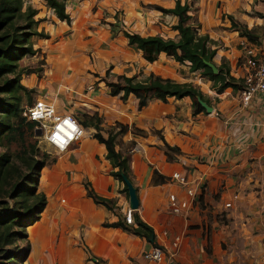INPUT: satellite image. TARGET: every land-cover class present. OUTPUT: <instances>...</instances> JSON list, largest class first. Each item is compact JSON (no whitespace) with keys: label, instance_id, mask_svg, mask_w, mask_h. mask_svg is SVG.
Returning a JSON list of instances; mask_svg holds the SVG:
<instances>
[{"label":"crops","instance_id":"obj_1","mask_svg":"<svg viewBox=\"0 0 264 264\" xmlns=\"http://www.w3.org/2000/svg\"><path fill=\"white\" fill-rule=\"evenodd\" d=\"M178 1L188 5V14L199 25L197 33L206 34L212 41L214 65L222 61L232 78L242 79L244 47L252 48L258 58H264V32H260V28H264V17L248 14L264 15V0ZM139 2L171 8L175 0H65L70 26L49 11L58 23L64 24L72 33L82 35L81 39L93 31L91 26L96 21L99 22L96 15L99 8L113 12L123 9L122 13L124 9L133 11L138 28L147 18L163 21L173 34L169 36L166 33L167 37L158 35L176 38L177 32L171 28L176 23L174 15L151 6L149 12L135 10ZM229 21L252 29L256 42L250 43L244 37H238L235 30L228 29ZM51 30L56 32L54 25ZM110 46L107 54L103 52L99 56L108 60L115 76H133V82H137L141 81L138 74L141 70L144 77L155 73L161 78H171L165 75L166 68L161 63L162 59L169 58L164 53L158 54L153 62H147L139 50L129 48L122 34ZM71 53L66 51L63 58L51 64L54 79L60 78L56 81H61L60 86L67 91L75 75ZM97 64H100L99 60ZM184 65L183 68L188 70V63L184 62ZM186 72L189 74L190 71ZM48 73L51 75L52 71ZM190 74L189 78L178 76L175 81L193 82L202 94L209 98L214 96L211 113L193 114L187 96L179 99L167 97L165 101L150 99L140 109H137V99L132 94L124 102L109 96L105 98L108 101L101 103L104 106L89 102L83 104L97 112L102 124L117 122L128 126L115 149L124 150L133 143L128 161L129 181L138 201L133 213L152 228L158 245L169 247L174 238H178V264H255L250 256L254 255L253 252L263 254V232L256 234V227L250 230L244 226L234 231L235 224L222 225L215 221H211V227H208L206 216L229 212L228 215L234 217L235 213L230 207L225 208L224 203L233 194H241L239 188L235 189L236 182L240 183L238 181L242 178L257 181L251 173L254 169L249 172L250 176L243 172L248 167V158H261L264 154V144H261L264 141V94L258 95L248 105H242L238 90L226 88L216 94L210 80L197 72ZM32 76L26 80L29 86L37 83L34 76L31 83ZM49 94V99L53 100L52 85ZM131 127L138 133L130 130ZM84 128L88 131L84 130L78 141L63 151H57L54 162L41 170L38 186L46 199L43 208L45 219L42 223L43 212L31 226L39 225L38 234L29 235V253L22 264H96V260L105 264H144L140 255L151 246L149 241L120 227L103 225L122 219L123 211L128 208V199L120 191L122 185L109 175L111 166L105 158V149L90 135L93 127ZM243 135L247 140H242ZM163 142L178 149L177 152L170 151L171 159L163 153ZM153 171L156 172L154 182ZM173 172L185 174L187 179L197 180V185H202L195 187L200 202L187 206L181 214L171 213L168 209L169 194H174L177 199L186 198L182 188L168 179ZM159 177L165 181L160 182ZM85 181L98 196L112 200V210L95 204L86 196ZM258 227L264 230V226Z\"/></svg>","mask_w":264,"mask_h":264},{"label":"trees","instance_id":"obj_2","mask_svg":"<svg viewBox=\"0 0 264 264\" xmlns=\"http://www.w3.org/2000/svg\"><path fill=\"white\" fill-rule=\"evenodd\" d=\"M45 6L49 8L54 16L69 24L70 18L65 11V0H43ZM21 0H0V136L3 130L14 129V125L7 121L8 118L14 117L16 120L15 126L18 128H26L32 132L35 131V122L28 121L22 116V108H18V97L14 94L18 90L25 91L29 96L30 90L26 89L19 83L20 73H16L17 61L24 55H32L35 49L31 47L29 39L36 35L46 37L41 32L34 29L37 20L33 19L35 10L29 5H26L21 10ZM152 8L165 13L172 14L176 17V23L171 26L177 32L176 38H163L162 36L146 35L141 36L135 32L123 31L122 35L126 39L127 45L139 50L142 58L147 62H153L157 55L164 53L173 61L178 63H188V69L191 72H198L201 77H204L212 82V87L215 88L217 94L224 89L230 88L238 90L241 87V79H234L228 73V67L224 63L216 66V73H213L206 62H212L215 50L210 47L212 41L206 34H198L197 29L199 25L195 19L188 14L189 7L186 3L180 4L175 0L173 7L161 8L157 5H151ZM24 21V24L18 21ZM234 28L235 23H232ZM236 29V28H235ZM234 29V30H235ZM239 35L247 38V41L254 43L257 40L256 35L251 30L242 27ZM109 66L108 69H110ZM32 68L25 69V74L33 73ZM109 88L111 96L118 95L121 100H125L129 94H132L137 99V109L142 108L150 99H158L165 101L167 97L179 99L182 97H189L191 101L192 113L196 114L203 111V107L199 104V100L209 103L208 99L190 83L173 82L167 78H161L152 73L137 82H133V76L128 77L123 74L117 75L114 82H105ZM2 94V95H1ZM32 94V93H31ZM11 97L15 101L10 100ZM81 125V124H80ZM84 127H93L95 130L91 135L99 144L103 145L105 149V158L108 160L111 169L109 175L116 179L122 185L121 192L126 196V187L123 184V177L129 180V155L133 147V143H129L124 150H116L115 146L119 143V137L128 130L127 125L114 123L109 125L103 131L99 127V122L86 123L81 125ZM103 131L105 136L102 135ZM170 151L177 152L175 147H169L163 142V153L167 159H171ZM9 156L0 154V264H22L29 253V243L26 240L28 237L27 229L33 226L44 212L43 208L46 202L45 195L42 192H36V186L28 187L22 181H16L13 185L5 187L8 183L9 177L15 179L19 177L18 167L8 166ZM54 159L50 160L51 164ZM25 167L30 170L39 171L45 163L37 162L34 155H30L28 159L24 158ZM12 173V174H11ZM24 174V178L32 184V180L37 184V178L30 177ZM156 172L153 171V182ZM159 181L163 182L165 179L159 177ZM12 186V193H8ZM86 196L89 197L95 204H100L106 209H113V202L110 199L98 196L90 187L88 182H83ZM8 197L13 201L19 197L21 203L19 207L15 203L8 207ZM197 201L200 202V196ZM134 225L125 224L122 219H118L113 223H103L104 226L120 227L129 231L139 237H143L149 241L152 246H156L154 241V234L151 227L142 222L138 216L131 212ZM18 240L25 241L24 247L19 250L14 244ZM14 245V246H13ZM96 264L100 263L96 260Z\"/></svg>","mask_w":264,"mask_h":264},{"label":"rangeland","instance_id":"obj_3","mask_svg":"<svg viewBox=\"0 0 264 264\" xmlns=\"http://www.w3.org/2000/svg\"><path fill=\"white\" fill-rule=\"evenodd\" d=\"M21 1V10H23L26 5H29L32 9L35 10L33 19L37 20V23L35 24L34 29L37 32L43 33L44 35H46V37H40L36 35L32 36L29 39V42L31 44V47L35 49L34 54L24 55L17 61V67L15 71L17 74L20 73L19 83L26 89L30 90L29 96H27L25 91L22 90H18V92L14 94V97L19 98V100L17 101L18 108L30 105L32 100L40 95L51 102L59 112L71 114L79 122V124L82 125L84 122H99V127L103 131H105L109 125L102 124L101 117L98 116L97 112L90 110L91 108H89V106H85L83 104L84 102H89V104H94L95 106H104L101 103H105L106 101H108L107 99L109 98V96H111L109 94V88L105 85V82H114L116 80V76L113 74L112 68L108 69L109 66H111L108 63V60L104 57H100L99 54L103 52L107 54V52L110 50V45H112V41H114L117 36H121L123 31L138 33L143 32L150 34L155 33L162 34L166 37L167 34H173L168 25L163 21L156 20L154 18H147L138 28L136 27L137 22L135 20L136 17L133 11H127L126 9H124L122 13L123 9L113 12L110 11V9L105 8V10L99 8L96 14L99 22L96 21L95 25L91 26L93 31L86 38L81 39L82 35H76L72 33V31H70V29L64 24H60L53 19V15H51V11H49L50 9L45 6V2L43 0ZM151 5L152 4H147L145 2H139L137 9L135 10L143 11L144 13L149 12L151 10ZM248 14L257 17H264L262 13ZM18 23H21L23 25L24 21L19 20ZM232 23L236 24V29L231 26ZM52 25H54V27L56 28V32L51 30ZM67 25L70 26V22ZM242 27H245L247 29V26L242 23L229 21L228 29H235L238 37H244L239 35V31L242 30ZM250 30L252 31V29ZM260 32H264V28H260ZM244 38L247 40L246 37ZM129 48L133 49L131 46ZM68 49L72 52L71 56L73 60L71 61L73 63V72H75V75L73 78L74 81L71 82L70 85H68L69 90L67 91L64 89V87L60 86L61 81H56L60 78L54 79V67H51V64L57 62L58 59L63 58L65 52L69 51ZM98 60L100 62L99 65L97 64ZM161 63L166 68V72H164L165 75L171 77L167 79L173 82H176L175 79H177L178 76H186L188 78L189 76H191V71L189 72V69L187 70V68H183V66L185 67L184 63L174 62L170 57L166 58V60L162 59ZM211 63L214 64L213 61ZM28 68H32L34 72L25 74L24 71ZM49 70L52 71V78L48 73ZM155 71L158 72L157 70ZM186 71H188L189 74H187ZM138 74L140 76L139 80H143L147 77V75L145 77L144 75H141V70H139ZM152 74L161 77L158 74ZM30 75H33L36 78L37 83L29 86L26 80ZM196 75L198 74H195V76ZM33 76L31 77V83H33L34 80ZM195 76L193 75V77ZM186 83H190L191 85H193V82ZM51 85L54 91L53 100L49 99V88L51 87ZM193 86L197 88L196 84H194ZM212 90L215 92L214 87ZM203 95L208 99L209 102L206 103V105L211 107V102L213 101L214 96L212 98H209L207 94ZM14 97L10 98L12 102L15 101ZM113 97H115V99H119L121 102H124L126 100H121L119 98V94L114 95ZM200 113L205 114L207 112L205 109H203V111H201ZM4 121L11 122L14 125V129H6L1 133L0 154L4 153L8 155V166H16L18 167L19 171V177H17L16 179L14 177H9L8 183L5 184V187H7L8 185L10 186L12 183L14 184L16 181H22L24 185L28 187L31 186L32 188L36 186V192H42L38 186L41 170L44 166L50 165V160H55L57 158L58 152L44 141L42 133L39 129H35L36 132H32L24 127L18 128L17 126H15L16 120L14 117L8 118V120L5 119ZM84 130L88 131V129L86 128H84ZM130 130L138 133V130L133 127H131ZM94 131L95 130L91 131L90 135H92ZM103 136H105V133ZM262 139L264 140V136L262 137ZM242 140H247L245 135L242 136ZM244 141L242 142L243 144H245ZM248 141L252 142L251 139H249ZM262 142L263 143L261 144H264V141ZM30 155H34L37 162L42 161L43 163H45V165L39 171H29V169H27L23 164L24 158L28 159ZM262 157L256 159L248 158V167L246 169L244 168L243 172L247 174L251 172L252 169H254L251 173L254 177L257 178V181L253 178L256 183L249 180L250 178H242L238 181L240 183L236 182L235 184V189L239 188L241 194H239L234 200L233 206H230V209L235 213L234 217L229 216V212H220L215 215L209 214L206 216V222L209 223L207 224L208 227H211V221H215L218 224L222 225L230 224L231 226H233L235 224L234 231L236 228H242L244 226L243 228L247 227L250 230H254L256 227L257 233L254 232L256 234H259L261 232L264 233L263 228L258 227L259 225L264 226V154L262 155ZM255 161H257L256 164L253 163ZM256 171H258V174H256ZM26 173H29L27 175L32 177V179L34 177H38L36 185L35 181L33 180L32 184L30 185L29 181L27 180L28 178H24V174ZM248 176H250V173L248 174ZM11 189L12 186L9 188L8 193H12ZM21 198L22 197H19L13 201L12 199L5 197V199L8 201V207H10L14 203L15 206L19 207ZM44 219L45 212L42 214V223ZM37 227H39V225L35 227H29L30 229H27L28 237L26 238V240L28 241V243L29 235L34 236L35 234H38ZM262 241H264V239ZM14 245L18 247L19 250H21L25 245V241L18 240ZM253 253L254 255L251 254L250 257L254 258L255 264H264V252L262 255L259 252V254L255 252Z\"/></svg>","mask_w":264,"mask_h":264},{"label":"built area","instance_id":"obj_4","mask_svg":"<svg viewBox=\"0 0 264 264\" xmlns=\"http://www.w3.org/2000/svg\"><path fill=\"white\" fill-rule=\"evenodd\" d=\"M241 67L243 69V76L241 87L238 89V98L242 105H248L258 95L264 94V58H258L252 48L244 47L243 56L241 57ZM22 116L28 121L35 122V129L41 131L44 141L56 151L65 150L69 145L78 141L84 134V128L71 114L59 112L51 102L42 96H38L32 100L30 105L23 107ZM66 119L76 125L77 131L73 134L72 139L68 140L63 148H61L60 141L54 139V137L58 132V126H62ZM168 179L175 182L184 191L185 199H177L174 194L168 195L169 211L174 214H181L183 213V209L197 201L195 192L197 180H189L185 174L178 172L171 173ZM237 196L236 193L233 194L231 199L224 203V207H230ZM131 212L132 210L129 208L123 211L122 221L125 224L134 225ZM177 245L178 238L175 237L169 247L158 244L156 246L151 245L141 253L140 257L144 264H178Z\"/></svg>","mask_w":264,"mask_h":264},{"label":"water","instance_id":"obj_5","mask_svg":"<svg viewBox=\"0 0 264 264\" xmlns=\"http://www.w3.org/2000/svg\"><path fill=\"white\" fill-rule=\"evenodd\" d=\"M206 64L211 68L213 73H216V67L214 64L211 62H206ZM199 104L203 107V109L206 110L207 113H210L212 111V108L207 106L206 103L203 101L199 100ZM39 132V131H37ZM123 184L126 187V194H127V199H128V208L130 210H135L138 207V201L135 193V189L132 186L131 182L124 176L123 178Z\"/></svg>","mask_w":264,"mask_h":264},{"label":"clouds","instance_id":"obj_6","mask_svg":"<svg viewBox=\"0 0 264 264\" xmlns=\"http://www.w3.org/2000/svg\"><path fill=\"white\" fill-rule=\"evenodd\" d=\"M76 131H77L76 125L70 120L66 119L63 122L62 126H58V132L54 137V139L57 140V137H59L60 147L63 148L64 144H66L68 140L72 139L73 134L76 133Z\"/></svg>","mask_w":264,"mask_h":264},{"label":"snow or ice","instance_id":"obj_7","mask_svg":"<svg viewBox=\"0 0 264 264\" xmlns=\"http://www.w3.org/2000/svg\"><path fill=\"white\" fill-rule=\"evenodd\" d=\"M57 140H59V137H57Z\"/></svg>","mask_w":264,"mask_h":264}]
</instances>
